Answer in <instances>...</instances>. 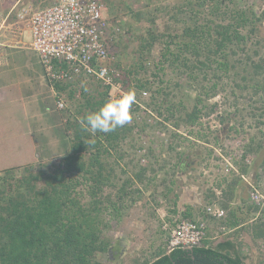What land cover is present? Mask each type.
<instances>
[{"label":"rangeland","instance_id":"obj_1","mask_svg":"<svg viewBox=\"0 0 264 264\" xmlns=\"http://www.w3.org/2000/svg\"><path fill=\"white\" fill-rule=\"evenodd\" d=\"M53 1L31 0L24 7L36 11ZM104 1L106 16L119 29L118 41L112 51L114 62L126 71L138 72V79L140 82L147 80L149 89L141 90L148 94L144 99L137 98L141 91H134L140 107L131 110L133 118L128 125L133 127L132 132L108 158V163L113 166V176L111 185L103 190V196L109 197L116 204V209L111 207L104 215L108 225L102 236L110 244L107 252L98 254L96 259L101 264H150L159 250L166 251L168 226H173V221L180 218H193L191 215L183 216V208L187 204L192 202L197 209H204L203 195L214 194L212 188L216 187L223 186L225 190L233 179L240 178L221 171L219 154L230 157L247 181L252 174L259 176V172H264L261 165L264 154V95L254 94L251 83L245 84L241 80L246 76L243 66L236 63L241 55L230 59V64L236 65L228 73L220 71L216 63L199 71L184 70L178 66L180 62L170 65L173 58L168 53V62L162 60L165 46L168 44L169 50L175 52V45L182 40L179 35L193 14L189 9L199 10L198 18L207 16L206 10L202 12L196 5L204 0ZM223 4L256 12L259 19L255 45L252 46L259 48L258 56L264 55V0H223ZM177 8H182L181 13ZM149 34L154 37L152 46L138 53L140 46L149 42ZM30 54L36 55L35 52ZM182 57L192 60L188 53ZM138 64L143 68L135 69ZM247 84L249 87L246 89L238 87ZM103 90L96 82L63 87L61 98L66 111L59 113L60 130L57 127V132L60 133H57L56 140L50 138V156L30 166L34 172L38 168L49 172L51 165H56L63 158V153L58 154V150L66 120H71L70 114L74 115L76 110L83 109V94L95 97ZM128 90L132 91L131 88ZM157 90H162V95ZM197 97L201 101L198 104V123L193 127L183 124L175 127L183 113L192 110ZM156 100H163L159 107L161 115L152 102ZM167 106L173 107V117L164 112ZM75 115V118H80L81 114ZM241 154L242 158L249 154V165L242 164ZM23 170L13 171L12 177L24 176ZM141 170L144 172L139 182L135 174ZM243 170L246 174L248 172V177ZM126 180L130 184L120 193L119 189ZM81 189L78 187L77 191ZM261 254L259 264H264V252Z\"/></svg>","mask_w":264,"mask_h":264},{"label":"trees","instance_id":"obj_2","mask_svg":"<svg viewBox=\"0 0 264 264\" xmlns=\"http://www.w3.org/2000/svg\"><path fill=\"white\" fill-rule=\"evenodd\" d=\"M196 5L202 12L206 10L207 16L198 18L199 10L189 9L193 14L179 35L182 40L175 45V52L170 51L167 44L161 54L162 60L168 62V53L173 58L170 65L180 62L178 66L191 71L216 63L224 73L234 69L236 63L240 64L246 75L241 80L245 84L251 83L254 94L264 95V55L258 56L259 48L252 46L255 45L259 19L256 12L235 5L230 7L223 4V0H204ZM181 11L182 8H177V12ZM149 36L147 46H140L138 53L152 46L154 37ZM184 53L192 60L182 57ZM240 55L236 63L230 64V59ZM137 67L143 68L140 64L134 66ZM137 73L125 69L121 82L127 91L130 88L135 92L149 89V82H140ZM258 77H261L259 81L256 80ZM79 81L55 86L63 90ZM238 87L246 89L249 86ZM157 91L162 95V90ZM84 97L83 109L75 113H80V118L106 101L107 91L104 89L95 97L83 94ZM152 102L161 115L159 107L163 100ZM200 102L197 97L192 110L184 112L175 127L197 124ZM164 112L168 117L174 116L172 106H167ZM74 115L70 114L73 118L64 124L61 137L64 156L56 165H51L52 170L47 172L38 168L34 172L26 167L22 177L13 178V171L0 177V264H101L96 256L107 252L110 242L102 236L108 225L104 215L109 208L116 209V204L103 196V190L111 185L113 176V166L108 163V158L131 134L133 127L126 124L113 132L93 136L81 128L80 118ZM93 140L94 143H90ZM261 165L264 167V154ZM143 172L135 174L137 181L141 182ZM126 181L119 189L120 193L125 191L129 183ZM78 187L82 189L77 191ZM230 248L231 244L225 243L213 249L203 241L199 247L190 250L174 249L168 254L159 250L150 264H243L241 256L224 253Z\"/></svg>","mask_w":264,"mask_h":264},{"label":"crops","instance_id":"obj_3","mask_svg":"<svg viewBox=\"0 0 264 264\" xmlns=\"http://www.w3.org/2000/svg\"><path fill=\"white\" fill-rule=\"evenodd\" d=\"M30 1L0 0V22L15 28L0 32V175L34 166L50 156V138L56 140L57 127L60 130L61 111L56 102L62 100L64 92L46 81L38 56L30 54L34 52L29 46V30L24 24L16 25L14 19L19 7ZM79 82L86 85L92 81ZM60 147L61 155L64 149ZM261 175L252 174L248 183H258ZM223 189V186L212 188L220 193L219 197L210 193L203 198L206 205L213 202L220 206L225 211L224 218L208 217L192 202L183 208V216L205 219L206 246L214 249L229 243L231 248L224 253L241 256L243 264H259L263 256L260 242L264 238V207L250 202L249 185L240 178L233 179L226 191Z\"/></svg>","mask_w":264,"mask_h":264},{"label":"built area","instance_id":"obj_4","mask_svg":"<svg viewBox=\"0 0 264 264\" xmlns=\"http://www.w3.org/2000/svg\"><path fill=\"white\" fill-rule=\"evenodd\" d=\"M15 18L16 25L24 24L29 30L30 49L38 56L46 81L51 86L77 80L92 81L107 91V99L128 92L121 82L125 69L116 65L112 53L119 29L106 16L104 0H54L50 6L36 11L22 7ZM3 29L10 32L15 28L0 22V32ZM147 95L146 91H141L137 98L144 99ZM65 107L62 100L56 102L58 110L63 111ZM139 107L136 100L132 109ZM219 156L221 171L226 175L233 173L245 181L250 189V202L258 208L264 207V172L258 183H248L230 157ZM239 157L241 159L242 154ZM240 161L245 166L249 165V154ZM213 192L215 197L220 196L216 190ZM203 213L213 219L225 217V211L213 202L204 207ZM206 230V221L200 216L174 220L166 239V253L199 247L206 239ZM260 246L264 251V238Z\"/></svg>","mask_w":264,"mask_h":264},{"label":"clouds","instance_id":"obj_5","mask_svg":"<svg viewBox=\"0 0 264 264\" xmlns=\"http://www.w3.org/2000/svg\"><path fill=\"white\" fill-rule=\"evenodd\" d=\"M136 103L134 91H128L116 98L104 101L96 110L79 119L81 128L95 136L96 133H110L131 123L132 106ZM90 143H94L90 141Z\"/></svg>","mask_w":264,"mask_h":264},{"label":"water","instance_id":"obj_6","mask_svg":"<svg viewBox=\"0 0 264 264\" xmlns=\"http://www.w3.org/2000/svg\"><path fill=\"white\" fill-rule=\"evenodd\" d=\"M192 248H195V247L182 248V249H187V250H190V249H192Z\"/></svg>","mask_w":264,"mask_h":264}]
</instances>
